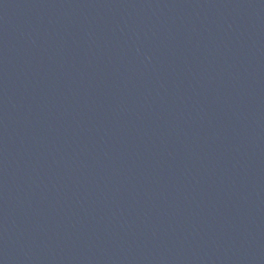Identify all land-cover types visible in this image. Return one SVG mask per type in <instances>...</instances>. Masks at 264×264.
<instances>
[{
  "label": "water",
  "instance_id": "1",
  "mask_svg": "<svg viewBox=\"0 0 264 264\" xmlns=\"http://www.w3.org/2000/svg\"><path fill=\"white\" fill-rule=\"evenodd\" d=\"M0 264H264V0H0Z\"/></svg>",
  "mask_w": 264,
  "mask_h": 264
}]
</instances>
